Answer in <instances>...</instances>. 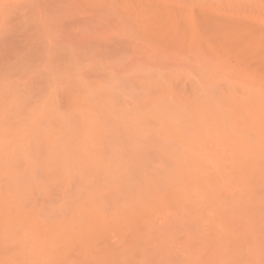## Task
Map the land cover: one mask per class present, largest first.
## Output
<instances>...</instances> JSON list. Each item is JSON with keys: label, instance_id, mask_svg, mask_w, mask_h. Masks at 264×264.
I'll return each instance as SVG.
<instances>
[{"label": "bare ground", "instance_id": "obj_1", "mask_svg": "<svg viewBox=\"0 0 264 264\" xmlns=\"http://www.w3.org/2000/svg\"><path fill=\"white\" fill-rule=\"evenodd\" d=\"M137 1L134 6L140 5V8L126 6V10H130L125 14L128 20L131 19L132 23L127 24L133 25H129L133 31L135 25L138 32L140 25L147 28L143 30L146 35L142 30V33L139 32L141 37H150V42L163 37L169 44L177 43L178 46L182 43L186 48L194 44L195 48H199L202 42L201 48L206 53L204 61L210 68L205 65L201 75L204 73L210 78L203 87L197 82L192 89L195 93L188 101V114L192 119L191 122L189 119L190 123L186 122L192 125L191 131L186 129V136L182 131L183 136L174 139L178 144V153L174 147L170 151L172 143L169 147L165 144V140L170 143L169 139H164V145H167L164 148L171 153L164 155V151V156H158L164 159L159 163L166 162V167L160 164L162 169L157 165L160 170H156L149 165L156 171L152 169L151 175L144 172L143 176L141 172L137 174L139 169L134 166L141 161L139 156L142 158L144 155V143L140 140L144 147L139 145L143 150L136 151L139 156L134 154L137 160L129 152L133 148L130 144H139L140 133L135 129L132 131L135 123L132 128L128 127L130 134L124 136L127 141L126 136L135 140L139 133L136 144L131 138L132 143L129 141L130 144H127L131 147H128V152L124 151L127 145H122L121 152L117 147L119 155L114 157L118 160L128 158L115 162L113 157L114 166L110 164L113 163L111 152H105L102 147L103 136L101 140L97 135L93 137L98 144L86 134L85 139L83 133L81 138L74 136L76 141L79 139V142L73 143L75 148L83 139L85 145L86 140H90L96 143L94 147L98 145L103 149L95 148L102 153L96 158L99 161L94 162V166L88 154L86 156L91 165L89 162L84 165L82 159L79 160L86 167L83 170L85 174L82 171L83 178L86 173H94L101 162L108 163L110 158L107 170L111 169L113 175L108 172L110 174L106 178L112 181L108 187L104 177L108 175L106 167L102 177L103 172L98 165L95 174L102 177L98 178L101 187L98 185L99 188L89 190L86 188L89 183L84 185L86 178L83 180L80 173L85 167L80 162L78 164V158L74 157L76 161L73 158L72 163L75 162L77 170L79 166L81 175H78L84 181L80 180L83 184L78 191L80 193L84 189V194L76 192L71 198L63 195L68 201L61 196V204L67 203L65 205L68 206L63 204L64 207L61 205L60 208L59 203L58 210L54 204L56 211L53 204L50 205L52 208H47L45 206L49 204L41 202L43 204L39 205L35 201L32 195L34 187L31 190V183L35 181L25 180L26 174L30 175L29 171L20 170L29 169L26 161L22 163L26 167L21 165L19 168L13 158L2 159L0 151V264H264V0H209L202 3L192 0L190 5L178 0H162L166 4H161L160 0V4L155 0L153 3V0ZM120 5L125 6L124 3ZM3 20L0 21H7ZM129 28H126L127 32L131 31ZM151 36H157V39L153 40ZM164 41L161 40L162 45ZM202 82L205 83V80ZM199 91V97H196ZM44 102L41 100V104ZM74 103L73 107H78L77 102ZM1 111L2 108L0 113H3ZM151 114L155 116L156 113L151 111ZM149 144L152 142H147ZM79 146L81 149L82 145ZM152 146L151 150L147 148L146 153L152 151ZM132 150L135 152L134 148ZM128 153L132 154V159ZM172 153H175L174 156ZM106 154L110 155L107 162L103 161L107 158ZM93 159L95 161V157ZM132 162L134 166H130ZM87 164L92 166L91 170ZM140 164L142 166L144 162ZM135 168L137 171L134 173ZM129 170H133V174ZM125 171H129V175ZM88 175L86 181L91 182ZM96 175L91 179L94 184H99L96 182L98 179L94 181ZM103 179H106L107 185L101 184ZM93 182V186L89 184L92 188L95 186ZM102 241L108 242L104 244Z\"/></svg>", "mask_w": 264, "mask_h": 264}, {"label": "rangeland", "instance_id": "obj_2", "mask_svg": "<svg viewBox=\"0 0 264 264\" xmlns=\"http://www.w3.org/2000/svg\"><path fill=\"white\" fill-rule=\"evenodd\" d=\"M97 1L0 0V9H2V11L0 10V16L3 13L6 17L5 19L2 18L4 17L2 14V19L0 18V20L4 19V22L7 19L5 23L0 21V30L3 28L2 26L5 28V30L2 29L3 31H0V110L2 108L3 111L1 112L4 113H0L2 114L0 115V125H4V127L0 126L1 156L3 157L2 159L13 158L19 168L21 165L24 166L25 163L29 166L32 165V168L29 166H27L29 169L24 168L25 171L20 169L22 172L29 171L30 175L27 173L24 177L25 180L29 178V180L36 182L35 184V182L31 181L33 182V184L31 183V190L34 187L32 195L39 205L41 202H45L49 204L45 207H54L55 211L57 204L60 203V208L61 205L64 207L67 204H61L62 201L60 199L63 198V195L66 198L67 196L71 198L72 195L75 197L74 194L79 193L78 188L84 181V185L93 182L91 178L96 175V167L99 168L100 166L98 162L99 166L95 167L94 173L89 172V174H93H91L92 176L86 173V177L84 175L83 178L82 171L86 170L84 166L86 163L89 162L91 165L93 162L92 166H94L96 165L94 162L99 161L96 158H99L98 155L102 153L100 151L103 149L100 146L98 147V145L93 146L96 143L98 144L97 139L93 140L96 135L97 138L99 136V140L103 136L102 147L104 151H109V154L111 152L113 155L110 157V155L106 154L107 158L105 157L106 159H103V161L106 160L105 162H107L108 156L113 160L114 156L119 155L118 151L123 148L122 145H127L129 141L131 142L130 139L133 137L129 139L126 136L127 141L124 135L130 134L129 130L131 129L129 128H132L135 123L132 131L135 129L140 133V135L139 133L136 135V139L139 135V144H136L137 140H134V138L132 142L134 143L135 141L138 148L135 144V146L131 145L130 142V145H128L133 147L135 152L138 151V153L141 149L139 145L141 144L143 147L145 145L144 149L142 147L144 151L140 150L144 152L142 158L145 161H142L143 159L139 154L135 153L132 150L133 148L130 150L129 148L131 147L127 145V148L124 146L126 150H123L126 152L130 150L129 152L133 154L129 155L128 153V156L131 158L132 155L134 156L133 158H136L135 155L137 154L139 160L141 159V161L138 160L139 163H135V166L133 165L134 162L130 166L138 167V171L136 168L133 169L134 173L137 171L139 175V172H141L140 175L142 176L144 172L150 174L152 169L155 170V168L151 167H156V170H160L157 169V165L160 168L163 167L160 165L162 163L159 162L164 161L161 156L166 155L169 151L165 149L167 145L169 144L170 147L172 143L170 151L174 147L177 151L176 153H178V144L176 145L174 139L176 137L179 139V136L182 137V131L186 136V129L191 131L190 127L192 125L188 123L191 122L192 117L188 114L190 107L188 101H191L192 96H194L193 87L196 86L197 82L199 83L198 85L203 87V84L205 85L210 78L209 75L207 77L204 73L201 75L202 68L205 65L206 68L209 67L204 61L206 53L201 48L202 42L199 48L198 46L195 48V44L190 45L188 48L185 47L186 45L182 46V43L177 46V43L173 44L171 41L170 43L172 44H169L161 37V40L165 42L163 45L168 46L164 47L160 38H156L157 36L155 38L159 41L154 40V36H151L154 42L152 40L150 42L148 40L150 37H141L139 34V32L142 33L144 29H147L141 28L143 25H140L139 32L136 31V25L134 31L133 28H129V25L132 27L133 25L131 24V19L128 20L129 18L127 19V14L125 13H128L130 9L126 10L127 8L125 7L134 6L137 0H120L122 4L124 3V7L120 5L119 0H102L101 2L99 0L98 3ZM104 1L108 2L109 5ZM138 1L137 3H139ZM160 1L157 3L166 4L165 1ZM168 1L171 2V0ZM178 1L179 3L190 5L191 3L193 4V1L202 3V1L209 0ZM116 2H118V5ZM146 2L151 1L147 0ZM210 2H214V0ZM102 3L106 5H102ZM2 5L4 8H2ZM100 7L102 8L99 11ZM134 7L140 8V5L139 7ZM104 8L106 9L101 12ZM119 8H124L125 11ZM127 22L131 23L127 24ZM125 26L129 30L131 29L132 33L136 32L137 34H132L130 33L131 31L127 32L128 29ZM174 45L175 47H173ZM173 48L177 50L174 51ZM217 75H219V72ZM200 79L201 81L204 79L205 83H201ZM156 83L157 85H155ZM199 94L200 91L196 97H199ZM41 100L43 102L47 101V103L44 102L42 105ZM75 101L78 107L76 105L73 107V104H76L74 103ZM70 108L73 109L70 111L71 113L69 112ZM151 111L156 113L155 116L151 114ZM186 117L188 119L185 120ZM187 121L188 123H186ZM7 123L13 127H18L17 130L16 128H11ZM2 128H5L3 132L5 130L12 131L11 134L8 131L3 133L1 131L3 130ZM148 128H150V132L147 130ZM144 131H148L150 134ZM82 133L84 139L87 135L90 140L92 139L91 141H96V143L86 140L87 144L85 145V142L82 143L83 139H80L82 142L76 144L77 148H75L74 144L79 140L77 139L76 141L75 137L79 136L81 138L82 136L80 135ZM151 135L152 138L150 137ZM72 137H74L75 141ZM148 137L149 139L146 140ZM166 138L169 139L170 143L166 140V143L164 142ZM140 140L144 145L140 143ZM143 140H146V142ZM87 141L91 142L92 147L88 145L89 142ZM110 142L112 143L110 144ZM147 142H152L153 144L151 154L146 153L147 148L149 147L148 149L151 150L150 146L152 145H147ZM164 143L167 145L165 146ZM78 145H82L81 149ZM96 147L97 150L98 148H101V150L96 151ZM82 149L86 152H82ZM154 149H156V155L152 153ZM164 151L166 152L165 154ZM87 154L89 158L93 159L95 157V161L91 159L92 162L90 163V159L86 156ZM158 154H161V156H158ZM61 155L64 157H61ZM104 156L101 157L104 158ZM124 156H127V154ZM74 157L78 158V164L81 161L80 159H82L81 162L84 165L80 163L85 168H81V172L79 166L77 165L78 171L75 167L76 165H74L75 162H73L74 164L72 163V160L74 161L75 159ZM116 157H114L115 162H119L122 158H128L122 157L118 160L119 158L116 159ZM147 157L148 160H146ZM109 159L108 163L104 164L101 162L100 172H103L105 167L107 170ZM27 160H30L29 163ZM33 160H35V165ZM147 161L148 163H146ZM112 162L110 164L114 166V160ZM141 162H144L142 164L143 167L140 164ZM128 163L131 162L129 161ZM165 163L162 164L164 167H166ZM102 164L104 165L102 166ZM137 164L140 165L136 166ZM92 166L89 167L88 165L87 167L90 169ZM112 166L111 168H113ZM108 170L106 173L108 175H105V178L111 173V169ZM99 171L96 170V172ZM129 171H125L127 172L126 174L129 175ZM132 171L130 172L132 173ZM83 173L85 174L84 171ZM78 174L82 176L83 180L86 179L84 181L81 180ZM104 174L105 172L101 176L103 177ZM27 175L30 177H27ZM87 175L89 177L88 180L91 182L86 181ZM97 175L94 181L102 178ZM111 175L113 174L111 173ZM106 179H103L102 185L106 182ZM80 180L83 182H80ZM28 181L26 182L29 183L30 181ZM96 182H99V184ZM96 182V184L93 182L95 185L93 188L92 183V186L88 184L87 187H84L92 191L95 187L99 188L98 185L100 186L101 181ZM110 182L108 181V187H110ZM22 184L25 185L23 182ZM105 184L107 185V183ZM83 190L82 192H84ZM66 198L63 199L68 201ZM69 200H74V198ZM54 204H56V207ZM69 204L71 203L69 202ZM65 206L67 207L68 205ZM108 241H105V243L102 241V243L106 244Z\"/></svg>", "mask_w": 264, "mask_h": 264}]
</instances>
